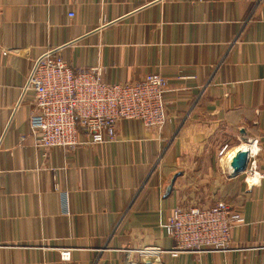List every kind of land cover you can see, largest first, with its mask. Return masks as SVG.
Segmentation results:
<instances>
[{"label": "crops", "instance_id": "obj_1", "mask_svg": "<svg viewBox=\"0 0 264 264\" xmlns=\"http://www.w3.org/2000/svg\"><path fill=\"white\" fill-rule=\"evenodd\" d=\"M51 49L109 82L161 72L169 123L122 120L112 143L37 147L22 87ZM241 147H258L264 175V0H0V264H135L144 249L160 250L155 264H264V176L233 175ZM217 201L245 218L231 247L173 256L162 222Z\"/></svg>", "mask_w": 264, "mask_h": 264}, {"label": "built area", "instance_id": "obj_2", "mask_svg": "<svg viewBox=\"0 0 264 264\" xmlns=\"http://www.w3.org/2000/svg\"><path fill=\"white\" fill-rule=\"evenodd\" d=\"M168 87L169 80L161 72L148 73L136 82H109L103 76V68L77 70L65 61L59 49H51L33 62L22 97L31 90L35 93L30 127L36 146L48 150L112 143L117 140L122 120L139 121L147 128L161 131L170 121L165 100ZM228 147L225 144L219 156L226 155ZM258 153L257 147L255 153L249 154L245 172L251 176L250 183L259 182L264 176L257 171ZM62 203L66 213H70L68 191H64ZM240 224H245V218L225 201L178 205L162 222L167 234L176 241V247L170 251L173 256L181 252L228 250L232 231ZM158 251L142 250L145 259L135 264H155L151 258ZM61 259L70 260L71 250L62 249Z\"/></svg>", "mask_w": 264, "mask_h": 264}, {"label": "water", "instance_id": "obj_3", "mask_svg": "<svg viewBox=\"0 0 264 264\" xmlns=\"http://www.w3.org/2000/svg\"><path fill=\"white\" fill-rule=\"evenodd\" d=\"M249 154H250L249 147H241L234 154L233 158L230 161V165L233 170V175H239L246 171L249 163ZM178 175L179 174H175L171 179L170 183L167 185L165 189V195H169L172 192ZM252 186H253L252 184H249V188H251Z\"/></svg>", "mask_w": 264, "mask_h": 264}]
</instances>
